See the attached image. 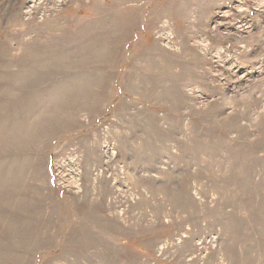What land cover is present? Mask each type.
<instances>
[{"label": "rangeland", "instance_id": "374dc122", "mask_svg": "<svg viewBox=\"0 0 264 264\" xmlns=\"http://www.w3.org/2000/svg\"><path fill=\"white\" fill-rule=\"evenodd\" d=\"M0 264H264V0H0Z\"/></svg>", "mask_w": 264, "mask_h": 264}]
</instances>
